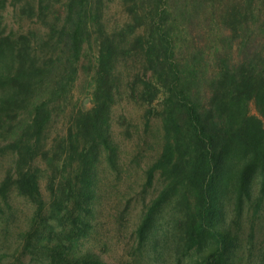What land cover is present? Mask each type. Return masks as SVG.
Here are the masks:
<instances>
[{
	"label": "trees",
	"instance_id": "trees-1",
	"mask_svg": "<svg viewBox=\"0 0 264 264\" xmlns=\"http://www.w3.org/2000/svg\"><path fill=\"white\" fill-rule=\"evenodd\" d=\"M106 1L0 0V234L14 198L32 208L0 264H105L87 244L123 98L163 140L126 264H257L243 233L264 205V0H119L128 20L111 30ZM132 57L142 69L123 87ZM80 74L89 107L73 102Z\"/></svg>",
	"mask_w": 264,
	"mask_h": 264
},
{
	"label": "rangeland",
	"instance_id": "rangeland-1",
	"mask_svg": "<svg viewBox=\"0 0 264 264\" xmlns=\"http://www.w3.org/2000/svg\"><path fill=\"white\" fill-rule=\"evenodd\" d=\"M5 15L8 17L9 11H6ZM127 20L128 15L119 0L106 1L104 24L107 29H114ZM141 69V58L121 60L117 70L123 87L125 82ZM87 89L86 81L80 74L73 89V102L77 104L83 102L85 107H89V99L84 96ZM144 109L140 103L126 98L113 105L110 128L116 148L115 167L108 164L104 154L97 164L98 200L93 221L94 232L87 245L105 264H126L127 260L132 258L134 230L140 220L143 205L155 193V181L149 187L145 186V170L161 150L162 130L159 120L155 118H152L148 124L145 123ZM52 127L53 132L63 131V120L60 118L55 121ZM9 162L5 160L0 164V173L8 167ZM40 187L46 199L48 193L44 181L40 182ZM12 205L16 220L13 221L8 232L0 234V247L7 253L13 251L20 228L27 222L32 211L31 206L22 198H14ZM261 217L253 232L249 227H245L243 233L245 242H252L248 243L252 245L249 247L253 251L250 261L257 264H264V205ZM9 261L12 259L9 258ZM24 262L43 264L41 261H29V258ZM149 264L175 263L164 253L161 259L152 260Z\"/></svg>",
	"mask_w": 264,
	"mask_h": 264
}]
</instances>
